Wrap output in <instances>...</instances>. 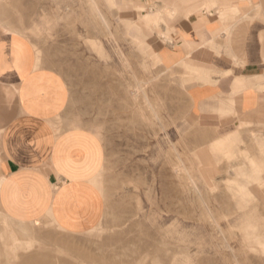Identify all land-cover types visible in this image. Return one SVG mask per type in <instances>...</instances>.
<instances>
[{
  "label": "rangeland",
  "instance_id": "rangeland-1",
  "mask_svg": "<svg viewBox=\"0 0 264 264\" xmlns=\"http://www.w3.org/2000/svg\"><path fill=\"white\" fill-rule=\"evenodd\" d=\"M131 7L0 0V27L64 78L75 123L106 150L100 223L74 233L52 218L4 220L0 264H264V142L246 121L230 134L198 123L184 76L162 65Z\"/></svg>",
  "mask_w": 264,
  "mask_h": 264
},
{
  "label": "crops",
  "instance_id": "crops-1",
  "mask_svg": "<svg viewBox=\"0 0 264 264\" xmlns=\"http://www.w3.org/2000/svg\"><path fill=\"white\" fill-rule=\"evenodd\" d=\"M131 3L162 65L184 76L198 123L230 134L246 121L249 139L253 131L264 142V0ZM8 25L0 27V237L4 220L89 230L105 212L104 143L75 123L64 78L37 63L33 43Z\"/></svg>",
  "mask_w": 264,
  "mask_h": 264
},
{
  "label": "bare ground",
  "instance_id": "bare-ground-1",
  "mask_svg": "<svg viewBox=\"0 0 264 264\" xmlns=\"http://www.w3.org/2000/svg\"><path fill=\"white\" fill-rule=\"evenodd\" d=\"M135 93V92H134Z\"/></svg>",
  "mask_w": 264,
  "mask_h": 264
}]
</instances>
